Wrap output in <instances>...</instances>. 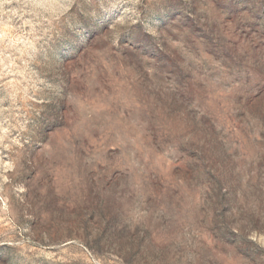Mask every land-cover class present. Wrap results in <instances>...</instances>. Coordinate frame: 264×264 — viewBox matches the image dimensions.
<instances>
[{
  "label": "rangeland",
  "instance_id": "obj_1",
  "mask_svg": "<svg viewBox=\"0 0 264 264\" xmlns=\"http://www.w3.org/2000/svg\"><path fill=\"white\" fill-rule=\"evenodd\" d=\"M0 264H264V0H0Z\"/></svg>",
  "mask_w": 264,
  "mask_h": 264
}]
</instances>
